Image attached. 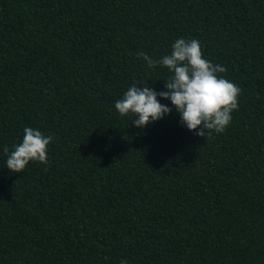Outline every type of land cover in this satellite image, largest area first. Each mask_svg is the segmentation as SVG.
<instances>
[{
	"label": "trees",
	"instance_id": "16d2710c",
	"mask_svg": "<svg viewBox=\"0 0 264 264\" xmlns=\"http://www.w3.org/2000/svg\"><path fill=\"white\" fill-rule=\"evenodd\" d=\"M197 39L241 88L222 133L116 100ZM144 87V84H138ZM48 163L6 167L23 129ZM264 264V0H0V264Z\"/></svg>",
	"mask_w": 264,
	"mask_h": 264
},
{
	"label": "clouds",
	"instance_id": "9594fccd",
	"mask_svg": "<svg viewBox=\"0 0 264 264\" xmlns=\"http://www.w3.org/2000/svg\"><path fill=\"white\" fill-rule=\"evenodd\" d=\"M137 56L146 61L148 67L160 65L173 74L164 83L166 91H155L147 81L130 86L114 103L121 116L134 114L133 125L144 128L172 111L157 99L160 97L171 101L179 113L180 123L195 135L205 137L213 131L226 130L232 120L231 113L238 110L242 90L219 75L227 72V68L205 59L197 39L178 38L172 44L171 53L159 60L143 52H138ZM52 140L51 135L45 136L38 129L25 127L22 142L15 145L14 150L9 153L7 146L3 148L7 154L6 167L13 173H20L31 161L47 164L48 145ZM120 264H127V261L121 260Z\"/></svg>",
	"mask_w": 264,
	"mask_h": 264
}]
</instances>
